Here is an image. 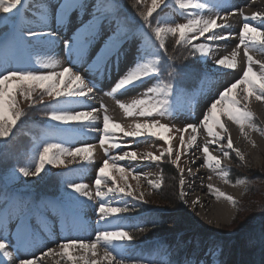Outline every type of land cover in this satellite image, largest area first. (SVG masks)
I'll return each instance as SVG.
<instances>
[{"label": "snow or ice", "instance_id": "1", "mask_svg": "<svg viewBox=\"0 0 264 264\" xmlns=\"http://www.w3.org/2000/svg\"><path fill=\"white\" fill-rule=\"evenodd\" d=\"M24 2L25 0H0V14H7L0 15V28H7L6 31H0V145L11 139L15 134L14 130L23 123L30 110L41 105L46 111L41 133L29 158L23 166L12 171L8 180L15 182L21 177H39L47 171L48 166H63L67 169V174L62 173L63 191L59 199L32 197L26 190L20 192L9 189L8 180L2 181L4 187L0 188V230H7L8 221H15L14 235L17 243L10 244L0 231V264H6L12 258V253L7 250L9 247L19 253L22 242L31 247L42 243L40 231L42 227L48 231L42 222L46 220V213L49 211L63 221L64 231L69 236L61 233L59 240L51 241L56 244V248H47L41 256L20 260V264H41L50 254L61 257L68 264H77V261L80 264H127L125 252L134 239L128 228L145 231L139 224L129 226L124 223L129 219L125 214L136 207L129 205L128 198L140 203L148 201L145 200V194L139 191L143 174L120 162L139 160L156 163L167 158L177 168L180 199L184 200L185 169L180 167L179 162L182 155L196 145L197 132L201 126L210 137L201 149L204 157L202 166L216 172L225 183L229 182V170L222 165L218 156L210 153L208 145H216L225 159L231 158L228 150L235 152L240 160H243V156L239 149L234 148L230 134L227 142L222 143L228 130L221 117L238 125L241 135L247 136L246 128L264 132V129H258L253 122L254 115L249 109L252 98L264 103V61L254 58V53L264 54V12L256 11L245 15L242 10L231 7L229 0H217L214 4H207L202 0H175L176 7L187 13L189 18L187 22H170L158 14L154 16V13L158 9L163 12L164 8L170 6L171 0H151L150 6L139 15L144 25L151 30L153 41L147 33L133 29L127 19L122 17L118 0H95L90 6L91 19L77 29L71 39L63 41L68 64L61 67V62L49 54L57 46L59 39L50 27L48 13L40 7L35 20L26 24L20 12ZM139 2L137 0L138 4ZM84 7V0H60L56 13L57 24H62L69 14L82 11ZM230 7L231 10H228ZM205 10L215 12V15H201ZM237 12L242 17L238 43L229 54L219 58L212 57V60L217 74L227 75L237 70L241 63L239 57L242 49L243 68L239 78L234 79L212 99L199 124L189 123L175 129L179 133L180 146L174 150L170 143L173 139V125L162 123L161 120L173 115V98L184 91V83L192 78L199 81L202 73L198 67L188 63L173 64L179 57L169 55L166 38L171 36L175 45L187 50L185 59L199 54V59L207 61L214 51L213 42L236 37V33L232 31L217 29L231 28L228 17H233ZM152 19L156 20L155 25L151 23ZM218 20L222 22L217 23ZM101 31L105 32L107 39L88 65L89 71L100 78L110 76L113 68L119 70L126 45H135L138 39L143 41L142 48L137 49V59L133 65L104 95L115 98L155 81L145 87L138 98L131 99V102L116 99V104L126 118H139L134 119L127 127L107 114L104 103L99 107L92 106L98 81L95 78L87 79L76 70ZM161 53L167 57V62L163 64L168 69L167 83L160 80ZM254 65H259L260 70L256 71ZM21 100L27 102L26 109L20 107ZM101 110L104 114L102 125L98 127ZM189 131L191 134L186 140L184 133ZM89 136H98L97 142L103 150V158L95 168V178L92 181L94 194L89 185L82 182L89 167L96 163L95 145L83 142ZM149 138H152L153 143L155 140L163 141L168 147L162 149L159 155L152 152L138 155L135 150H124L131 149L133 143L147 142ZM75 144L79 146H74ZM68 165L75 167L69 168ZM188 173L192 175L191 169ZM129 177L136 181L135 188L128 182ZM77 178H81V182H76ZM148 184L152 189L158 190L162 181L148 180ZM207 188L209 194L216 198L236 204L234 197L212 184H208ZM198 200L197 197L193 203ZM88 207H93L97 216L94 233H90L88 239L71 238L72 232L83 230L82 224L78 226L77 221ZM98 248L102 250V255L99 259H90L89 254L91 257L98 256ZM77 249L82 250L83 254L74 257L71 250ZM143 260L142 256L136 264H143ZM167 264L174 262L169 260ZM185 264L188 262L185 261Z\"/></svg>", "mask_w": 264, "mask_h": 264}, {"label": "rangeland", "instance_id": "2", "mask_svg": "<svg viewBox=\"0 0 264 264\" xmlns=\"http://www.w3.org/2000/svg\"><path fill=\"white\" fill-rule=\"evenodd\" d=\"M126 1H128V3L132 4L133 6L136 5L139 7L138 10H135L133 12L134 13L133 15L129 10L126 9V12L130 16L132 15L131 19L129 20L137 21V22L139 21L143 23V20L140 17L139 13L141 11H146V8L150 6L151 0H140L139 4L137 3V0H126ZM230 1L232 2L233 0ZM250 1L251 0H249V2ZM59 2L60 0H25L24 5L20 8V12L22 14L23 21L25 20V23L27 24L35 20L36 12L38 8L41 7L40 5H45L50 9V13L48 14L49 24L51 29L57 33L59 43L49 54L54 55L55 58L61 62V67H63L68 64L67 55L63 48V41L65 39H71V37L77 31V29L82 27L83 24H86L91 19L90 6L95 3V0H84L85 7L82 11L77 10L72 12L71 14H69V16L62 24L58 25L56 20V13ZM202 2L214 4L212 0H202ZM118 5L120 7L121 6L124 7V0H118ZM126 6L127 5H125V7ZM230 6L232 7L231 3ZM242 6L241 7L244 8L245 4H243ZM125 7L123 8L124 10ZM163 7L164 6H162V8ZM231 7L228 10H231ZM258 11L263 12L262 9ZM201 13L205 17L214 16L212 13L207 14L206 10ZM123 14L124 12L122 11V17H126ZM157 14L160 17H163L170 22H187V19L189 18L187 13L180 11L176 7L175 0H171L170 6L164 8L163 12H161L158 9L157 13H154V16H156ZM244 14L247 15L248 12ZM0 15L6 16L7 14H0ZM151 23L155 25L156 20L152 19ZM143 27L146 26L144 25ZM136 28H138L137 29L138 32H145L147 33L148 36H150L148 33L149 31H147L146 29L140 28V26ZM3 29L5 31L7 30L6 27H4ZM217 31H230V30L217 29ZM106 39H107V35L105 34L104 31H101L100 35L96 38L95 43L91 46V48L87 52L85 59L81 61V63L77 66L76 70L80 71L81 74L84 75L87 79L95 78L98 81L96 85L97 91L94 93V99L91 101L92 106L99 107L101 103H104L107 106V114L110 117H112L113 120L118 121L123 126L127 127L129 124H131L134 121V119H139V118H126L122 110L119 109L118 105L116 104V99L118 98L122 100V102H131V99L138 98L139 93L142 92L145 87L155 83V81H150L148 82V84L141 85L138 87V89L132 92H129L125 95H118L115 98L104 95L105 92L110 90V87L114 84V82L121 75H123V73L120 71L118 73L114 72L115 68H113V71L110 76H106L100 79L99 77L94 76L93 72H92L93 74H91L89 71L88 65L95 58L96 53L99 51V48L103 46L104 41ZM167 39H171V41L172 39L174 40V38H172L171 36L166 38V40ZM138 40L140 43L139 48H142L143 41L140 39ZM226 42H230V40L224 41L222 43H226ZM220 44L221 41H217V42H213L212 46L213 48H215L217 46H220ZM133 46L135 47V45H130L128 49L125 48L124 52L122 53V56L126 54L128 55L127 58L129 57L130 59L133 58L134 60L132 59V63H134V61L137 59V51H135L136 49ZM225 46H227V43L225 44ZM172 48L175 49L167 51L169 55H172L174 57H179V59L173 61L172 63L175 65L184 63V58L180 57V54H178L175 51L177 49L179 51L187 53V50L181 48V46L179 45H175V46L173 45ZM161 55L163 56V53H161ZM145 59H155V58L145 57ZM164 60L167 61V57H165ZM120 61L121 63L125 64L124 57H122ZM201 61L205 65L204 75L200 81V85L201 83H203V85L201 86L199 85L198 92L197 91L195 93L193 92L194 93L193 99H189L194 85L192 86L193 78L187 80L183 85L184 91L182 93L177 94L173 98V103L175 104V111L173 115L161 120L162 123H169L173 125V133H172L173 139L170 141V143L173 146L174 150L176 147L180 146L179 133L176 132L175 129L182 128L185 124H189V123L199 124V120L202 118L203 112L206 110L207 106L210 105L212 99L215 98L218 95L219 91L223 90V88L226 87L229 83H231L234 79L239 78V75L243 68V67L240 68L241 66H238L235 72L228 73L227 75H224V77L223 76L221 77L220 74H217V69L214 66L212 68H209L208 60L207 61L201 60ZM254 69L256 71H259L260 70L259 65H254ZM166 70H167V78L169 80L168 69ZM217 80L218 81L221 80L222 85H220V83H218ZM185 88H191V89L187 90ZM24 105H26V101L21 100L20 107L24 108L23 107ZM189 105H191L190 111L188 110ZM249 109L250 111H252L254 115L255 122L254 121L253 122L257 125V128L264 129V103L256 101L254 98H252L249 102ZM103 114H104L103 110H101L100 120L97 122L98 127L102 125ZM44 118L45 116L43 117V119ZM39 119L41 120L42 118ZM221 120L223 123H225V125L229 124L231 127L234 128L239 127L238 125L233 124L231 121H228L226 117H221ZM246 132L250 134L248 136H245V135H241V133L239 132L237 137V141H238L237 147H235L236 146L235 143L233 144L234 148L236 149H239V147H241V149L247 148L246 146H243L242 142L244 143L246 142L248 146H250V150L248 151L247 156H246V151L245 153H243V155L241 154L243 156V160H240L236 156L235 152L231 150H228L231 158L225 159L223 157V153L218 150V147L216 145L214 144L208 145L210 153L212 155L218 156L221 159L222 165L226 166L227 169L229 170V176L227 178L229 181L228 183H225L224 180L221 179L213 170L209 169L206 166H202L204 157L201 149L207 142V139L210 138L208 137L207 132L203 129L202 126L198 129L197 132L196 145L192 149H190L187 154L182 155L179 164L180 167H183L185 169L184 177L187 176V171L189 169L192 170V173H195L196 170H200L202 167H204L205 170V171H201L202 173L198 175L199 177L191 176V178L189 177L188 181L187 178H185L186 183L183 188L184 200H181L184 211L198 225V228L205 227L215 233L217 232L218 234L232 233L236 229L234 227L235 223H243L247 221L249 222L253 218L254 214L258 213L260 209L264 211L263 209L264 208V176L259 177V180L253 178L256 172L258 173V175H264V146L263 147L259 146L260 141L258 139L255 141H253L252 139V137L257 136L260 140L264 141V132L259 130H251L247 128H246ZM190 134H191L190 131L184 133L186 140L190 136ZM253 134L255 136H252ZM39 135L40 133L33 134L32 137L30 138V143L23 150H22L23 146L21 142L18 143L15 142L16 148L13 146L12 137L7 141L6 144L0 145V188L4 187L2 181L8 180V177L11 175L14 169L23 166L25 164L26 160L30 156L31 149L33 148L35 141L39 137ZM90 138H91L90 136L85 137L83 142L93 143L95 147L97 146L98 150H95L96 163L89 167L88 172L85 173V175L82 177V182L87 183L89 185V188L92 190L94 194L95 188L92 184V181L95 178V168L99 166V162L103 158V150L100 149V146L97 142L98 140L96 139L93 140V138H92L93 141L88 140ZM243 138L245 139V141L243 140ZM74 146H79V144H75ZM167 147L168 144H165L163 141L155 140V142L153 143L152 138H149L147 142L133 143L131 149L126 148L124 150H135L138 153V155L146 152H152L155 155H159L160 151ZM113 154H118V153H113ZM172 158L173 159L175 158L174 155ZM191 159L192 160L196 159L197 162L191 164ZM198 161L200 162L198 163ZM120 163L127 167L134 168L137 173L143 174L141 175V179H140L139 191L145 194V200L148 201L147 203H140L131 200V198H128L129 205L130 206L136 205V207H134L130 212L125 214L129 219L125 220L124 223L129 226L132 224H139L141 227H144L143 224L146 221V219L149 217V214H147V212H144L143 209H145V207L147 208L151 207L149 208L151 217H156V221H160L157 224H159L160 228H164V232L162 233L163 235L160 236V238H162L160 240L161 242L156 243L155 240L158 239H152V241L154 242L152 248V254L150 256H144L147 259H149V262L146 263L167 264V262L171 260L174 262V264H185V261H187L188 264H198L200 262L201 255L203 257V255L206 254L208 260H210L208 264H217L216 259L218 257V252H217L218 245L216 244V242L212 240L210 241L206 240L200 243L198 239L197 228L192 227L190 223H187L183 219L182 221H179V219L181 218L178 217L177 215L178 211L174 210L170 214H168L169 212L167 210L164 211V208H167L166 206L164 207L163 204H159V202L152 200L153 198L154 199L158 198V194L161 189L158 190L152 189L148 184V180L156 181L163 179L161 178L160 162L153 163L150 161L125 160ZM15 164H18L19 166L16 165V167L11 168L12 166H15ZM68 167L72 168L75 167V165H68ZM62 173L67 174V169L65 167L48 166L47 171L43 172L39 177H28V178L21 177L19 181H15V182L8 180V187L9 189L20 192H24L26 190L28 194L32 197H36L33 191L35 192L38 191V193L41 192L44 194H52L55 195L56 198H59L63 191L62 183L64 176L62 175ZM235 175H236L234 179L235 181L232 182L230 179L231 177L233 178ZM145 177H147V179H145ZM209 177H211V179H209ZM251 179H253V181H251ZM197 180H200V182L206 181L208 183H212L217 187L219 186L220 183H223L225 185L237 183V184H241L242 186L241 191L237 195L233 196L236 200V204L235 205L232 204L233 206L232 215L230 217L227 218L225 217V219H222L219 225H214L215 222L214 219L210 218L211 220L210 219L206 220L207 215L200 216L199 206L197 207L196 203L192 205L193 202L191 201L190 198L191 195L200 194L199 190L196 189L198 185L197 186L194 185V183L195 184L200 183ZM48 182L50 185L54 184V188L48 186L49 185ZM76 182H81V178H77ZM128 182L135 188L136 186L135 180H132V178L129 177ZM90 183L92 186H90ZM163 184L164 182L162 181V186ZM220 189L221 188H219V190ZM220 191H222V189ZM149 193H151V195H149ZM178 195L180 196V187L178 189ZM41 197L48 198L47 196H41ZM36 198H40V196ZM209 198L212 199L211 202H209L208 204L204 203L203 205L204 207H206V210L209 208L212 209L214 205L213 203H216L217 201L221 200L223 202V198H216L214 195H212ZM184 201H186V203ZM83 215L85 216L86 219L92 222H95V220L97 219L93 207H88L84 209ZM198 218L204 219L206 222L202 223L198 220ZM131 229H132L131 227L128 228L129 231H131ZM136 234L144 235V231L143 232L139 231ZM134 240L135 242L138 241L137 239ZM8 241H10V239H8ZM260 241H262V237L256 235V238L254 240L251 239L248 240V243L243 242L242 244L241 243L238 244V248L236 251L238 252V255L241 257L242 261H249L250 259V260H254V263L258 262V256L260 255V253L258 250L253 248L255 247V245H258ZM138 246L141 245L138 244ZM53 247H56L55 243L53 244V246H51V248ZM97 250H99V248ZM78 251L82 252V250L79 249ZM130 253H131V246L125 252L127 264H136L138 260L137 259L132 260V256ZM48 260H50V262H48ZM51 260L52 258L49 256L46 259V263L44 264H50ZM58 262L65 263V260H59ZM52 264H54V262Z\"/></svg>", "mask_w": 264, "mask_h": 264}, {"label": "bare ground", "instance_id": "3", "mask_svg": "<svg viewBox=\"0 0 264 264\" xmlns=\"http://www.w3.org/2000/svg\"><path fill=\"white\" fill-rule=\"evenodd\" d=\"M212 1L214 3L217 2V0H212ZM230 3L232 4V7H235L237 9L242 10L243 13H247L248 12L247 15H251L252 12H256V11L261 10V9L264 12V0H251L250 2H249V0H233L232 2L229 0V4ZM243 4H245V7L244 8H242L243 7L242 6ZM40 6L44 10L46 9L45 11L48 14L50 13V9L48 7H46L45 5H40ZM206 13L207 14H211L212 13L213 15H215V12H209L207 10H206ZM236 14H238V15H234L233 17H228V20H229L230 24L233 25V26H231V28H228V29L230 31L234 30L232 32L236 33V37L233 38V39H230V42H226L227 43V46H225L226 43H222L224 41H221L220 46H217V47L214 48V51L210 54L209 59H208L209 68H212L213 67L212 57L219 58V57H221L223 55L229 54L231 52V50L235 47L236 43H238V32H239V27H240V25L242 23V17L240 16L239 12H237ZM201 15H202V13H201ZM221 22L222 21H220V20L217 21V23H221ZM24 23H25V20H24ZM139 45H140V43H139V40H138V42L135 44V47L133 46L136 49L135 51H137V49L139 48ZM129 46L130 45H126L125 48L128 49ZM125 55H123V56L121 55V58L124 57L125 64L124 63H121V61H120V63H119V70L117 71L116 68H115V71L114 72H117L118 73L120 71V72H122L124 74L127 71V69L133 65V63H132V59L133 58H131V59H130V57L127 58L128 55H126V56ZM254 58L256 60H259V61H264V54L254 53ZM239 60L241 61V63L238 64V66H241L240 68H242L243 67V50L241 51ZM112 71H113V69H112ZM112 71H111V73H112ZM90 73L93 74L92 72H90ZM229 73H231V72H229ZM220 75H221V77L222 76L224 77V74H220ZM217 82L220 83V85H222L221 80L220 81L217 80ZM201 85H203V83H201ZM255 105H256V103H255ZM226 128H227L228 131H227V133L224 134L225 139L222 142L223 143H226L227 142V136L230 134L231 135V138L233 140V144L235 143V145H236L235 147H237V144H238L237 137H238V134L240 132L239 127L238 128H236V127L234 128V127H231L229 124H226ZM249 134L250 133H247V136ZM239 136H241V135H239ZM252 136H255V135L253 134ZM92 138H93V140L94 139L98 140V136L91 137L88 140H92ZM209 139L210 138H208L207 141ZM252 139H253V141H255V140L258 139L260 141V142L258 141L260 143L259 146L260 147H263L264 146V141L260 140L257 136L256 137H252ZM243 140L245 141L244 138H243ZM250 142H249V144H250ZM242 143H243V146H246L247 148L246 149L245 148H242L241 149V147H239L240 153L243 155V153H245V151H246V156H247L248 155L247 153L250 150V146H248V144L246 142L245 143L242 142ZM242 143H241V145H242ZM95 150H98L97 146L95 147ZM192 161L193 160L191 159V164H193ZM195 162H197L196 159H195ZM199 162L200 161H198V163ZM201 171H205L204 170V167H202L200 170H196L195 173H192V170H191L192 175H190V176H189V173L187 171V176L185 178H187V181H188L189 177L190 178H191V176H196L197 177L199 174L202 173ZM197 181L200 182V180H197ZM208 184H212V183H208L206 181H201L199 184H195L194 183L195 186L198 185L196 187V189L199 190V193L200 194H198V195H191L190 198H191V201L192 202L194 200H196L197 197L199 198V200L196 203V205H197V207L199 206V209H200V213L199 214H200V216L207 215L206 216V218H207L206 220H208L210 218L211 219H214L215 220L214 225H219V223H221V220L222 219H225V217L227 218V217H230L232 215L233 206H232L231 203H229V202H227L226 200L223 199V202L221 200L220 201H217L216 203H213L214 205H213V208L212 209L209 208V209L206 210V207L203 206L204 203H207L208 204L212 200L211 198H209L212 195L209 194V192H208V188H207V185ZM212 185L215 188H217V189L221 188L222 189V192H225L227 195H231L232 197L234 195H237L241 191V188H242L241 184H237V183L236 184H228V185H225L223 183H220L218 187L215 186L214 184H212ZM46 195H48L50 198H53V199H59V198H56V196L55 195H52V194H46ZM192 205H194V203ZM198 220L200 222H202V223H205L206 222L204 219H201V218H198ZM96 221H97V219L95 220V222L89 221L88 219L85 218V216L83 215V212H82L80 214V220L77 221V225L80 226L82 224V229L83 230L82 231H79V232H72L70 234L71 235V238L83 237L84 239H88L89 238V234L90 233H94V229H95V226H96ZM42 223L44 225H46L47 226V229H48V231H45L43 227L41 228L40 236H41V239H42V243L39 246L31 247L26 242H22L20 244V251H19V253H17L14 250L13 247H9L7 250L10 253H12V258L10 260H7L6 261V264H20V260H28V259H32V258L37 257V256H41L42 253L47 250V248H50L51 246H53L54 243L51 242L52 240H58L60 238L61 233H63V235H65V236H69V233L64 231V223H63V221L57 215H55L51 211H49L48 213H46V220H44ZM6 229L7 230H0V231H2V235L4 237H6L7 239H10V241H9L10 244H16L17 241H16L15 235H14L15 229H16V222L15 221H12V220L8 221L7 222V225H6ZM49 233H51V236H49ZM53 248H56V247H53ZM99 250H97V252H98V256L97 257H91V255L89 254V258L90 259H99L100 255H102V251L100 250L101 251L100 252ZM57 251H59V249H57ZM71 251H72V255L74 257H78V256H80V255L83 254L81 251H78V249L77 250H71ZM17 256H19V259H17ZM49 256L52 258L50 264H52L53 262H54V264H57V262L59 260H64V259H62L59 256H55V255H51V254ZM48 257H45L43 259V261L41 262V264L46 263V259ZM132 260H133V258H132ZM48 262H50V260H48ZM208 262H209V260H208V258L206 256V254H204L203 257L201 255L200 262L198 264H208ZM59 264H68V262L65 260V263H61L60 262ZM77 264H80V262L77 261Z\"/></svg>", "mask_w": 264, "mask_h": 264}, {"label": "trees", "instance_id": "4", "mask_svg": "<svg viewBox=\"0 0 264 264\" xmlns=\"http://www.w3.org/2000/svg\"><path fill=\"white\" fill-rule=\"evenodd\" d=\"M125 5H127L125 7ZM130 5V6H128ZM132 4H129L128 1L124 0V7H120L121 11L124 12V14L129 15L126 12V9L129 10L132 15L135 10H138L139 7ZM131 15V16H132ZM134 17V16H133ZM135 18V17H134ZM129 23V22H128ZM130 26H132L129 23ZM166 49L167 51L175 49L172 48L173 45L175 46V40L167 39L166 40ZM178 54H180V57L184 58V63H191L194 59L192 56H188L187 59H185V56L188 55V52H182L176 49ZM25 109L27 108V102L26 105L23 106ZM45 109L41 105H37L34 109L30 110L27 114V116L24 118L23 123L21 125H25L30 123L29 121L35 119L41 114L45 113ZM18 130V127L14 130L15 134H17V139H20L23 137ZM24 138V137H23ZM161 168H162V176H163V186L160 188V192L158 194L157 199H152L154 201L159 202V204H163V206L167 207L164 208V210H167L170 214L172 211L176 210L178 211V217L179 221H186L187 223H190L192 227L197 228L198 230V239L199 242H203L206 240H212L216 242V244L220 247V257H219V264H264V211L260 209V211L256 214H254L253 218L248 222L243 223H235L234 227L236 228L232 233H222L218 234L215 233L205 227H199L198 225L192 220L190 216L184 211L182 202L180 199V196L178 195V189H179V173L177 171V168L175 165H172L170 162H168L167 158L164 159V161L161 162ZM263 177L264 175H258L256 172L254 177L256 180H259V177ZM55 181V180H54ZM253 181V179H251ZM49 184V182H48ZM51 188H54L53 185H48ZM162 207V206H161ZM264 209V208H263ZM167 214V213H166ZM167 221V220H166ZM144 235H140L147 238L152 237H160L162 236L164 232V228H160L159 224L157 223H149L145 228ZM141 232V231H140ZM143 232V231H142ZM256 235H259L262 237V241L258 245H255L253 249H256L259 251L260 255L258 256V262L254 263V260L249 261H242L241 257L238 255V252L236 251L238 248L239 243L247 242L248 240H254L256 238ZM251 245V243H250ZM253 247V246H251ZM240 258V259H239Z\"/></svg>", "mask_w": 264, "mask_h": 264}]
</instances>
